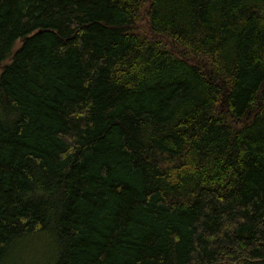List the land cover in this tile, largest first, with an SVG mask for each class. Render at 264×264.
Listing matches in <instances>:
<instances>
[{
    "label": "trees",
    "instance_id": "1",
    "mask_svg": "<svg viewBox=\"0 0 264 264\" xmlns=\"http://www.w3.org/2000/svg\"><path fill=\"white\" fill-rule=\"evenodd\" d=\"M0 69V264H264V0H0Z\"/></svg>",
    "mask_w": 264,
    "mask_h": 264
},
{
    "label": "rangeland",
    "instance_id": "2",
    "mask_svg": "<svg viewBox=\"0 0 264 264\" xmlns=\"http://www.w3.org/2000/svg\"><path fill=\"white\" fill-rule=\"evenodd\" d=\"M59 251L55 235L50 230H43L11 243L1 264H53Z\"/></svg>",
    "mask_w": 264,
    "mask_h": 264
}]
</instances>
